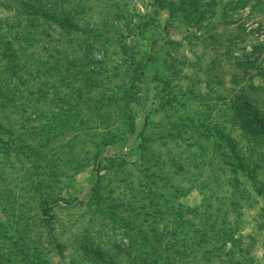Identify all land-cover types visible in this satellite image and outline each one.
I'll list each match as a JSON object with an SVG mask.
<instances>
[{"label":"rangeland","instance_id":"374dc122","mask_svg":"<svg viewBox=\"0 0 264 264\" xmlns=\"http://www.w3.org/2000/svg\"><path fill=\"white\" fill-rule=\"evenodd\" d=\"M0 264H264V0H0Z\"/></svg>","mask_w":264,"mask_h":264}]
</instances>
